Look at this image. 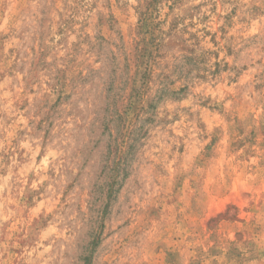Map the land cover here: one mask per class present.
I'll use <instances>...</instances> for the list:
<instances>
[{"label": "rangeland", "instance_id": "1", "mask_svg": "<svg viewBox=\"0 0 264 264\" xmlns=\"http://www.w3.org/2000/svg\"><path fill=\"white\" fill-rule=\"evenodd\" d=\"M0 264H264V0H0Z\"/></svg>", "mask_w": 264, "mask_h": 264}]
</instances>
